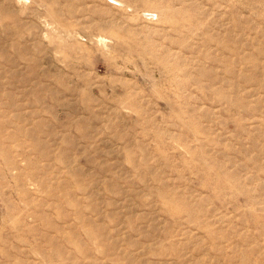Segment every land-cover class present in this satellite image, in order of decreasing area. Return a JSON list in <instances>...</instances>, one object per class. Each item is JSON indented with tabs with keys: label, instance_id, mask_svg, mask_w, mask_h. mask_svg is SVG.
<instances>
[{
	"label": "rangeland",
	"instance_id": "1",
	"mask_svg": "<svg viewBox=\"0 0 264 264\" xmlns=\"http://www.w3.org/2000/svg\"><path fill=\"white\" fill-rule=\"evenodd\" d=\"M0 264H264V0H0Z\"/></svg>",
	"mask_w": 264,
	"mask_h": 264
}]
</instances>
